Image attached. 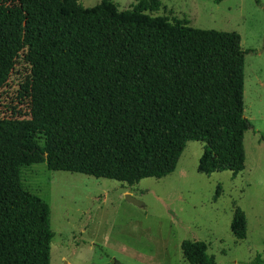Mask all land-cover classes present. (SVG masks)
Here are the masks:
<instances>
[{
  "label": "trees",
  "instance_id": "16d2710c",
  "mask_svg": "<svg viewBox=\"0 0 264 264\" xmlns=\"http://www.w3.org/2000/svg\"><path fill=\"white\" fill-rule=\"evenodd\" d=\"M146 9L143 0L124 10L114 0H0V96L22 68L19 86L42 111L23 134L11 114L0 115V264H51L50 207L25 187V167L139 182L175 171L196 140L200 173L243 170L241 35ZM231 231L245 238L240 208ZM181 249L189 264H217L202 240Z\"/></svg>",
  "mask_w": 264,
  "mask_h": 264
},
{
  "label": "rangeland",
  "instance_id": "374dc122",
  "mask_svg": "<svg viewBox=\"0 0 264 264\" xmlns=\"http://www.w3.org/2000/svg\"><path fill=\"white\" fill-rule=\"evenodd\" d=\"M65 1L93 7L101 0ZM139 1L114 0L120 10ZM143 1L151 15L241 35L247 51L244 114L250 122L244 168L237 174L200 173L204 143L196 140L187 142L175 171L139 182L51 170L46 163L25 167V187L50 207L51 264H189L181 249L188 239L204 241L217 264H252L257 255L264 259V0ZM158 2L159 9L152 10ZM21 72L0 96V115L11 114L23 134L25 126L37 127L42 111L33 91L19 86L26 77ZM127 193L145 205L129 202ZM236 208L246 218L243 239L231 231Z\"/></svg>",
  "mask_w": 264,
  "mask_h": 264
},
{
  "label": "water",
  "instance_id": "95a60500",
  "mask_svg": "<svg viewBox=\"0 0 264 264\" xmlns=\"http://www.w3.org/2000/svg\"><path fill=\"white\" fill-rule=\"evenodd\" d=\"M126 199H127L129 202H131V203H133L134 205H137V206H144V205H145L141 200L137 199V198H136L135 196H133L131 193H127V194H126Z\"/></svg>",
  "mask_w": 264,
  "mask_h": 264
}]
</instances>
